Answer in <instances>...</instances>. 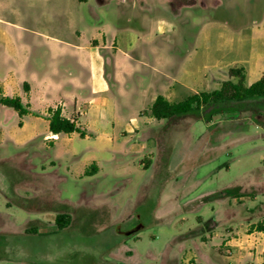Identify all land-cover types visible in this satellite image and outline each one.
Segmentation results:
<instances>
[{"label": "rangeland", "instance_id": "obj_1", "mask_svg": "<svg viewBox=\"0 0 264 264\" xmlns=\"http://www.w3.org/2000/svg\"><path fill=\"white\" fill-rule=\"evenodd\" d=\"M50 2L51 19L44 17L45 0H0V17L52 36L56 79L76 71L61 58L65 42L89 46L105 30L109 44V29L144 37L148 43L136 39L132 55L143 61L144 50H156L166 61L164 83L173 88L185 84L188 70L202 79L199 90H219L245 55L256 51L249 61L259 62L264 54V0ZM161 29L166 35H158ZM31 47L37 67L48 44ZM147 59L151 65L156 58L149 52ZM134 71L133 97L115 126H88L99 114L78 105L85 138L52 140L44 118L22 119V128L14 110L0 114V264H21L29 255L40 264H258L236 261L240 252L230 241L246 221L264 220V196L240 200L257 196L253 186L264 182V98L158 121L150 110L153 93H146L153 73L138 63ZM184 91L185 98L192 94ZM68 110L76 111L72 102ZM93 163L98 173L85 175ZM62 213L73 222L59 231L55 219ZM192 230L200 236H189Z\"/></svg>", "mask_w": 264, "mask_h": 264}, {"label": "crops", "instance_id": "obj_2", "mask_svg": "<svg viewBox=\"0 0 264 264\" xmlns=\"http://www.w3.org/2000/svg\"><path fill=\"white\" fill-rule=\"evenodd\" d=\"M45 2L48 4L44 5V17L48 15L51 19V2L50 0H45ZM30 7H33V5L31 4ZM15 15L17 20H25V18L32 20L36 18V14ZM109 30L112 34V41L109 44L107 43L105 30L99 31L98 35L93 37L89 46H82L80 43L72 42H65V45L62 44L65 48L62 50L61 58L66 55L67 64L76 68V71L56 79L54 74H52V36L0 17V70L1 68L6 70V76L0 77V97L20 98L22 103L28 106L31 113L23 118H20L14 110L21 119L20 127L25 128L27 126V123L22 121V119L27 117H42L49 125V121L46 119L49 110L61 108L63 116L75 122L82 129L83 125L80 120L82 114L78 110L80 108V111H83L85 107H87L88 111L92 110L95 114H99V120L88 121V126L99 124H112L115 126L120 120L122 110L126 108L124 102L129 101L133 97V89L129 86V79L133 76L137 63L146 65L153 73L152 83L149 91L146 92L148 94L153 93L150 110L159 96H163L170 101L171 97L180 95L184 96V99L181 100L183 101L193 94L217 90H199L202 79L188 70L183 72L185 84H181L179 88L166 86L163 80L164 72L161 69V67L165 66L166 61L162 57L158 58L156 50H144L143 61L132 55L137 42L136 39L144 44L148 43L144 42V37L142 39L140 37L137 38L136 35L131 36V31ZM75 35L78 41L83 37V34L79 31H76ZM158 35H166L165 30L161 29ZM203 36L205 39L208 38L207 30L203 31ZM41 40L44 41V44H48V53L42 63H38L37 67H32L31 46L40 43ZM149 52L156 58L154 64L151 65L147 61V53ZM255 55L256 51H251L248 55H245L246 60H240L239 64H241V67H238L246 70L248 86H251L264 76V54L260 57L259 62L249 61V58ZM216 75L212 76L209 82H212ZM137 80L138 84L143 81L140 77ZM188 81L196 84L197 89H189ZM184 90L192 94L187 95L185 98L186 93ZM88 92L90 93L86 95ZM71 102L76 109L74 113H69L68 110ZM79 104L83 105L84 108H78ZM5 108L8 107L0 104V114L5 111ZM83 114L87 115L86 112H83ZM84 131L87 133L88 130ZM3 132L4 127L0 125V136ZM59 136H52L51 133L49 135V137L54 138L52 140H56ZM253 187L257 188L258 192H256L257 196L253 195L252 197L258 200L259 195L264 196L262 191L264 182ZM247 198H240V200ZM228 211L229 209L224 212ZM224 212L221 211V213ZM223 219L221 218L220 220L224 222ZM246 222L244 223L245 228H240L235 233L236 237L230 241L240 252L236 261H242L240 257H246L247 259L256 260L258 264H264V231H258L255 227L256 225H253V221ZM239 223L233 221L231 225H238ZM39 224L41 223L39 222ZM224 226H226V223H224ZM26 233H28V229ZM15 235L19 234L16 233ZM30 257L31 255L28 256L29 259H25L21 264H40L38 260L35 258L30 259Z\"/></svg>", "mask_w": 264, "mask_h": 264}, {"label": "trees", "instance_id": "obj_3", "mask_svg": "<svg viewBox=\"0 0 264 264\" xmlns=\"http://www.w3.org/2000/svg\"><path fill=\"white\" fill-rule=\"evenodd\" d=\"M229 73L233 80L224 82L219 90L193 94L178 103H172L165 97L159 96L152 105V116L158 121L173 120L197 113L204 107L212 105L217 106L225 102L240 103L250 99L264 98V76L259 81L248 86L247 74L244 68H232ZM0 104L15 110L20 118L31 113L28 106H25L20 98L0 97ZM46 119L49 121V131L52 136L72 134H78L81 138L87 136L86 131L78 127L75 122L63 116L61 108L50 109ZM97 173V165L92 164L87 168L85 175L89 176ZM72 222V216L66 213L57 215L55 219V225L59 231L68 229L72 225ZM255 227L258 231L263 232L264 221L258 223ZM29 231L32 230L30 229ZM188 235L192 238L200 236L196 230L190 231Z\"/></svg>", "mask_w": 264, "mask_h": 264}]
</instances>
